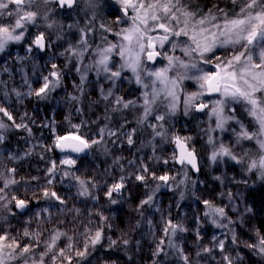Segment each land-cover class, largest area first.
<instances>
[{"label": "rangeland", "instance_id": "rangeland-1", "mask_svg": "<svg viewBox=\"0 0 264 264\" xmlns=\"http://www.w3.org/2000/svg\"><path fill=\"white\" fill-rule=\"evenodd\" d=\"M244 2L245 0H237V3L234 4L232 0H213L210 4L211 9L209 8V10L216 14L218 17L217 22L223 23L224 13H227L230 18L233 17L240 11V7ZM181 3L188 10L195 12L197 18L209 12V10L207 13L199 10L197 8V1L194 0H181ZM10 7L13 6L10 5ZM84 8V4L80 3L68 13L56 15L54 9L46 7L48 10V21H43L42 13L45 11V5L43 0H37V4L33 10L40 13V16L37 18L38 26L27 25L24 39L20 43H10L5 52L0 53V108H4L12 116V119L9 120L3 112H0V122H3L13 132L11 139L14 140L13 144L8 146L4 135L7 134V129L6 127L0 129V136L4 137L3 142H0V173H3L5 177L17 181V183L9 185L7 189L13 192L33 189L48 183L49 180L53 183L56 178L57 184L60 183V188H62L63 186L59 182V179L62 178V173L64 175L68 172L65 170L61 171L56 166L53 167L49 147L56 146L58 135L63 134L61 137L77 135L76 133L87 132V129L92 127L94 129L90 139L96 141L103 139L102 142L99 141V143L92 144L89 147L92 161L103 171V185L105 184L106 173L110 178V169L119 166L122 161L121 155L118 154L120 153V147L128 149L132 144L136 146L138 152L136 160L130 164L137 165L135 167L137 175L138 171L142 170L144 162L147 164L159 162L160 165L157 167L150 165L157 170L160 167H166L170 157L175 160L176 154L173 146L175 137L177 136L187 144L189 149H194L195 154L201 158L202 163L198 161V171L204 168L211 173H217V175L227 174L224 168L226 161L222 163L220 159H217L216 162H213L210 159L214 145L218 147L221 143L230 147L238 157L243 156L245 151H250L251 157L259 156L260 152L254 140H241L237 143L236 137L240 131V125L236 121L244 124L249 132L255 131L257 127L253 118L245 110V105L228 102L230 107L225 108V114L234 116L235 120H230L225 125V131L216 128V119L210 112L212 103L216 99L221 98L218 94H205L197 101V103L201 101L207 102L209 108H205L200 112L195 108H189L187 114H185L184 100L186 94L199 90L198 85L192 80H184L181 87L178 88L177 95L179 99L176 101L174 114L167 106L171 98L165 99L163 94H161L156 103L150 105L151 112L144 119L145 105L143 93L145 91L149 92V100H151V81L155 78L148 76L147 72L141 73L144 82L150 85L149 88L145 89L136 83L135 76L130 70L121 72L120 78L113 83L112 79L107 78L109 74L101 72L98 75L95 67H93L95 61L99 59L98 49L106 48L109 43H120V38L116 33H119L124 27H129L131 21L124 16L121 6L116 3V0H99V7L86 11ZM221 9L223 12L220 11ZM49 10H51L50 14ZM93 12H95V19H92ZM128 14L129 16L134 15L131 9H128ZM118 18L120 22H117ZM10 19V17L0 18V23L6 24ZM53 20L56 23L53 24L52 28H48L47 23ZM69 24L75 26L69 28ZM102 24L110 30L105 31V28L101 27ZM79 29H84L87 33L85 38L87 39L88 47L86 49L80 43L81 33ZM29 30L38 32L37 35L43 32L45 37L50 41L51 48L46 57L45 55L44 57L41 56L43 53H40L34 45L33 48L35 50H32V52L27 51L29 46L27 42L33 38ZM160 34L162 33L159 30L149 33L152 36ZM186 39V37L180 38V40ZM189 43L191 42L189 41ZM69 49H72V51H69ZM80 50H84L82 57L73 54V52H79ZM156 50L167 52L169 55L177 56L184 60L188 59L179 48L173 52L167 43L163 49H160L157 45ZM148 51H151V49H148ZM232 51L234 50L231 46L217 48L209 56L213 57V63H216L215 56L227 58L231 55ZM141 60L142 68L147 70H158L166 67L168 64L167 59L163 56H159V60H156L154 64L148 63L144 54L141 55ZM53 63L57 65L56 69L52 68ZM121 63L123 61L118 55V49H116L110 54L109 67L116 70ZM200 67L209 72L216 71L212 64H201ZM53 71L59 73V86L55 90L50 91L46 98L36 96L35 92L42 86L44 76H49L50 81L55 79L50 76V73ZM82 75L84 76L83 80L81 79ZM168 75L173 76L174 72H169ZM159 87L162 86L157 83V88ZM109 92L112 94L108 95ZM117 97L121 98L123 102L135 101V106L129 105L128 108H124L122 103H116ZM30 98L34 100L33 110L27 107V100ZM34 113L40 114L41 119L37 120ZM158 115L164 116V120H157L156 116ZM101 116L104 119L101 120ZM17 125H22V127H17ZM153 126H155V131L153 130ZM101 129L105 130L103 135H101ZM110 132L116 134L110 135ZM157 132L163 133V135H156ZM135 133V137L137 138L133 136ZM129 135L134 140V143L131 145L128 144ZM80 137L87 139V136ZM188 137L191 139H186ZM209 138L214 141V145L209 144ZM107 146L115 149L116 153H111ZM158 148L161 149L159 157L156 153ZM105 150H107V153L110 152V154L105 153ZM62 155L61 163L65 159H71L76 162L77 157H73L70 154ZM223 159L230 161V165L234 164L237 166L238 171L242 175L243 183L246 185V179L250 178V174L253 175L254 173V171L248 173L244 170L250 157H244L245 163L243 165L237 164L227 157ZM71 165L74 167L75 163ZM11 169H15V171L12 172L10 171ZM19 169L27 175H17ZM118 169L121 170V168ZM126 169L124 168V170ZM175 169V174L174 172H165L163 175H160H167L170 178L167 183L152 176L143 181L138 180L139 183L144 185L143 201L150 195L152 196V200L148 204H142V217L150 214L148 207L157 204L155 196L162 189L173 195V207L175 209L182 204L180 189L176 180L177 172L181 169H192L186 165H175ZM122 173L125 175V172ZM122 173L119 171V175L123 177ZM257 179H261L259 174L257 175ZM217 180L219 181V179ZM263 181L264 179L260 180V182ZM112 183V180H110L109 187H112ZM106 196L112 201H118L122 205V199L120 198L122 195L118 197L112 192L111 197L108 196V193ZM48 198L49 201L45 202L44 207L40 208L35 215L29 214V209L28 216H23L21 221L29 223L32 230H40V224L46 222L47 225L49 219L59 220L61 218L63 205L61 203L57 204L58 202L55 197L49 196ZM222 203L229 207L227 198H224ZM4 204H7V207H3ZM13 204L8 201H0V214L5 217L9 213V210H11L12 213H15L13 216H18ZM54 206H61L59 213L55 214L50 211ZM109 206L111 209L117 208L115 203H111ZM159 211L162 212V210H157L153 215L151 213L150 219H154V229L151 227L150 222L145 224L144 227L139 229L138 234L140 237H148L152 235L154 230L155 233L165 230L167 221L164 220L166 224L161 223L164 214ZM51 213L53 215L50 217ZM72 215V212L68 215L62 214L61 220L64 218L70 219ZM70 220L73 222L80 220L84 224H90L91 215L86 211ZM142 223L143 221L140 219V225ZM103 224L104 221L99 222V230L103 229ZM173 224L178 225V221L174 220ZM239 228L240 226L238 225ZM0 231H3L1 227ZM214 236L218 240L224 241L223 232L215 231L210 234L212 238L211 252L213 254L211 260L213 256L218 257V254L221 253L219 248L213 243ZM249 253L253 254L257 252L249 249Z\"/></svg>", "mask_w": 264, "mask_h": 264}, {"label": "snow or ice", "instance_id": "snow-or-ice-1", "mask_svg": "<svg viewBox=\"0 0 264 264\" xmlns=\"http://www.w3.org/2000/svg\"><path fill=\"white\" fill-rule=\"evenodd\" d=\"M232 2L235 4L237 0H232ZM43 3L45 5L57 3L61 9H75L80 3H83L85 11L99 7V0H43ZM116 3L120 4L121 11L131 21V25L122 28L119 33H116L120 38V43H109L106 48L98 49L99 59L93 65L97 74L99 75L101 72L109 74L107 78L112 79L113 83H115L120 78L121 72L130 70L135 76L136 83L145 89L149 88L150 85L144 82L141 73L147 72L148 76L154 77L155 79L151 81V100H149V92L145 91L143 93L145 105L144 119L151 112L150 105L155 104L161 94H163L165 99L171 98L167 106L174 114L176 101L179 99L177 89L180 88L184 80L194 81L199 89L197 92L186 94L184 100L185 114H187L189 108H195L197 111L209 108L207 102L201 101L197 103L200 97L205 94L211 95L216 93L221 97L216 99L210 108L211 115L216 119V128L221 131L226 130L225 125L230 120H235L234 116L225 114V108L230 107L228 102L245 105V110L253 118L257 127L255 131L249 132L244 124L236 121L240 125V131L236 137L237 143L241 140H254L260 152L259 156L251 157L250 151H245L243 156L238 157L230 147L223 143L216 147L214 141L209 138V144L214 145L210 159L216 162L218 158L227 157L237 164L243 165L245 163L244 157H250L244 170L248 173L256 171L260 178L264 179V0H245L240 7V11L233 17L230 18L227 13H224L223 23L217 22L218 17L211 10H209L208 14L197 18V14L182 5L181 0H116ZM36 4L37 0H0V18H11L6 24L0 23V53L5 52L10 43H20L24 39L27 25H37V18L40 16V13L33 10ZM10 5L13 7H10ZM128 9H131L134 15L129 16ZM220 11L223 12L222 9ZM43 19L47 21L48 14H45ZM92 19H95V12L92 13ZM117 22H120L119 18ZM55 23L56 21L53 20L47 23V27L52 28ZM74 26L72 24L68 25L69 28H73ZM101 27L105 28L103 24ZM109 30L105 28V31ZM157 30L162 34L157 36L149 35V33L156 32ZM79 31L81 33L80 43L86 49L88 47V42L85 38L87 33L84 29H79ZM181 37H186L187 39L180 40ZM166 43L169 44L173 52L179 48L188 59L184 60L180 57L169 55L167 52L156 50L157 45L160 49H163ZM32 45L43 51L46 47H50V42L46 41L45 34L40 32L28 46V52H32ZM229 46L234 50L231 55L227 58L215 56L214 59L217 62L213 63V57H210L209 54L214 53L217 48H227ZM116 49H118V55L123 63L120 64L118 69L113 70L109 67V61L110 54ZM148 49H151V51H148ZM69 51H72V49H69ZM73 54L82 57L84 50L73 52ZM142 54L146 55L148 60H154L156 56H163L167 59L168 64L166 67L158 70H147L142 68ZM201 64H212L216 71H206L200 67ZM52 68L56 69L57 65L53 63ZM169 72H174V75L169 76ZM50 76L55 79L50 81L49 76H44L42 86L35 92L36 96L46 98L50 91L55 90L59 86V73L53 71L50 73ZM81 79H84L83 75ZM157 83L162 87L157 88ZM258 93L261 95H257ZM111 94V92L108 93V95ZM116 103H122L124 108H128L129 105L135 106L136 102L131 100L123 102L121 98L117 97ZM0 112H3L9 120L12 119V116L4 108H0ZM156 119L162 121L164 120V116L158 115ZM5 127L6 125L0 122V129ZM17 127H22V125H17ZM153 130L155 131V126H153ZM104 131V129L100 130L101 135H103ZM109 134L115 135L116 133L110 132ZM156 135L162 136L163 133L157 132ZM3 139L4 137L0 136V142H3ZM186 139L191 138L188 137ZM68 140L73 141V143H64V141ZM175 142L180 149L178 162L181 164L187 163L196 169L195 150L188 149L178 136L175 137ZM96 143H99V141L92 140L89 142L83 137L70 135L57 137L56 147L61 151L71 149V151L79 153ZM132 143L133 140L131 135H129L128 144L131 145ZM62 163L71 165L75 161L65 159ZM10 171L14 172L15 169H11ZM153 178L165 183L170 179L167 175ZM136 179L143 181L144 177L141 175L137 176ZM0 180L3 181V187H0V201H7L8 197L2 193L4 189L8 188L11 184L17 183V181L5 177L3 173H0ZM123 180L124 177H121V182L112 185L108 192L109 197H111L112 192H119L124 187ZM51 182V180L48 181V183ZM180 183H183V181ZM80 184L82 188L80 194H87L84 182L80 181ZM44 196H51L60 200V197L54 191L51 193L45 191ZM11 200L15 201V207L21 211L27 207V202L23 199L12 196ZM151 200L152 196L150 195L146 200L142 201V204H148ZM60 202L63 203V200H60ZM112 203H116V201L113 200ZM204 204L206 207L212 209L211 214L214 216L227 219L223 207H215L209 201H204ZM3 207H7V204H4ZM248 211H251V209H248ZM12 214L15 215V213ZM208 215L210 213L205 212V216ZM212 222L217 227H227L228 224L232 223L231 220H228V224L221 225L215 219ZM169 228L173 236L177 231H186L183 226L169 222L168 227L165 228L166 236L169 234ZM23 235L29 237L30 233L25 230ZM60 235L61 233H56L52 237L51 242L46 245L45 252L41 253L39 260H37L31 255H25L34 252L31 244L21 247L15 238L10 240L6 233L0 234V264H10L11 261L21 257L24 258L23 264H44V256L55 248L56 240ZM197 235L199 236V233ZM255 235L256 241L254 243L245 242V246L264 256V235H261L258 230ZM101 238L102 231L97 230L94 236L86 239L84 250H78L76 255L82 259L86 258L89 254V240L91 245L95 247V245L101 242ZM232 242L234 244L237 243V237L234 232ZM38 243L39 241L37 240ZM111 243L114 245L115 241H111ZM127 243L125 241V244ZM163 243L161 241V244ZM213 243L219 248L221 253H224V241L218 240L214 236ZM169 246L175 247L171 241L169 242ZM71 247L69 245V248ZM203 251L210 253L212 249L206 247ZM197 254L199 255L200 253ZM58 256L63 257L68 261V264H71V257L66 256L63 250L58 252ZM181 256L185 264H189L187 255H184L182 251ZM56 259L57 255H53V264H55ZM223 261L226 264H233L232 258L227 254L223 255Z\"/></svg>", "mask_w": 264, "mask_h": 264}, {"label": "trees", "instance_id": "trees-1", "mask_svg": "<svg viewBox=\"0 0 264 264\" xmlns=\"http://www.w3.org/2000/svg\"><path fill=\"white\" fill-rule=\"evenodd\" d=\"M194 1H197V8L205 13L208 12L210 4L213 2V0ZM27 107L30 110L34 109V100L32 98L27 100ZM34 114L37 120L41 119L40 114ZM102 119L104 118L101 116ZM136 126L139 127L138 125ZM6 129L5 140L6 144L10 146L14 142L11 139L13 132L8 129V126ZM93 129L94 127L87 129V132L79 131L80 133L76 134L87 136L86 140L91 142L94 140L90 139ZM135 130L137 129L135 128ZM61 136L63 134L58 135V137ZM133 136L135 137L136 133ZM102 140L99 139L101 142ZM132 145L128 149L120 147V153H117L121 155L122 161L117 167L121 168V170L117 167L110 169V167L111 177L109 178L106 173L104 185L103 171L92 161L90 148L86 155L77 157L75 166L72 167V165L61 163L63 155L57 151L56 146L49 147L53 165L61 169V171L65 170L68 172L64 175L62 173V178L59 179L63 187L60 188V183L57 184L56 178L53 183H46L33 189L16 192L7 188L4 189L2 194L8 197V202L15 204V201L11 200V197L15 196L18 199L25 200L28 209L22 216L18 214V216H13L11 211L5 217L0 214V227L3 230L0 231V234L6 233L10 240L15 238L21 247L31 244L34 252L25 255H31L39 260L40 254L45 252L46 245L51 242L52 237L56 233H61L56 240L55 248L44 256V264H53V255H57L55 264H68L67 260L58 256L60 250H63L66 256L71 257V264H185L181 251L184 255H187L189 264H226L223 261L224 254L232 258L233 264H264V256L257 253L250 254L249 248L245 246V242L254 243L256 241L255 233L257 230L261 235H264V181L260 182L261 179H257L258 173L256 171H254L253 175L250 174V178L246 179V185H244L242 175L238 171L237 166L234 164L230 165L231 162L223 158L218 159L222 163L226 161L224 168L227 174L217 175V173H211L204 168H201L197 173L192 170L181 169L177 172L176 180L180 195L182 194V204L175 209L173 207V195L162 189L155 196L157 204L148 207L150 214L142 217L144 185L139 183L136 177L142 175L144 179H148L151 176L163 175L165 172H174L175 174L176 163L170 157L166 167H160V169L156 170L155 167L160 165L159 162L149 164L144 162L142 170L138 171L137 175V169L135 168L137 165L134 166L130 163L136 160L138 149L135 145L133 147ZM107 148L110 149L111 153H116L115 149H111L108 146ZM110 152L107 153V150H105L107 154H110ZM156 153L159 157L161 149L158 148ZM195 156L197 162H201L199 155L195 154ZM124 168L127 169L124 170ZM119 171L121 173L125 172V175L122 173L124 187L119 192L114 191V193L118 197L122 195L120 197L122 205L116 201L115 205L117 208L111 209L109 204L112 203V200L107 198L106 195L111 188L109 187L110 180L113 182L112 185L115 182H121L122 176L119 175ZM17 175L24 176L27 174L19 169ZM217 177H219V181ZM80 181H83L84 187L87 188V194L85 195L80 194L82 191ZM181 181L183 183H180ZM2 186L3 181L0 180V187ZM45 191L49 193L54 191L60 197V200H63V203H61L60 200L55 198L58 202L57 204L61 203L63 205L61 218L59 220L49 219L47 225L46 222L40 224V230H32L29 223L27 224V222L21 220L23 216H28L29 209V214L35 215L40 208L44 207L45 202L49 201V198L47 199L44 196ZM224 198H227L229 207L223 205ZM204 201H209L215 207H223L227 219L211 214L212 209L206 207ZM60 207L54 206L50 211L57 214L60 212ZM31 209L33 210L31 211ZM248 209H251V211H248ZM157 210H162V212H159L164 214L161 223L166 224L165 221H167L166 225L168 227L169 222L173 224V221L177 220L178 225L183 226L186 231H177L173 236L169 228L167 236L165 235V230H160L156 233L154 230L152 235L145 238L140 237L138 234L139 229L144 227L145 224L150 222L151 227L154 229V219H150V217L151 213L153 215ZM86 211L91 215L90 224H84L80 220L74 222L70 220ZM70 212L73 214L70 219L64 218L61 220L62 214L68 215ZM205 212H209L210 215L205 216ZM52 213L50 217L53 215ZM140 219L143 221L141 225ZM213 219L217 220L221 225L228 224V220H231L232 223L228 224L227 227H217L212 222ZM103 221L101 242L93 247L89 240V254L87 257L82 259L77 256L76 252L84 250L86 239L94 236L95 232L99 230V222ZM238 225L240 226L239 229ZM25 230L30 233L29 237L23 235ZM215 231L224 233L225 251L218 254V257L213 256L211 260L212 252L206 253L203 249L212 247L210 234ZM233 232L237 237L236 244L232 242ZM198 233L199 236L197 235ZM37 240L39 241L38 244ZM111 241H115V244L113 245ZM125 241L128 243L125 244ZM161 241L164 243L161 244ZM170 241L175 247L169 246ZM69 245L72 247L69 248ZM197 253L200 254L198 255ZM23 259V257L18 258L11 261L10 264H23Z\"/></svg>", "mask_w": 264, "mask_h": 264}, {"label": "water", "instance_id": "water-1", "mask_svg": "<svg viewBox=\"0 0 264 264\" xmlns=\"http://www.w3.org/2000/svg\"><path fill=\"white\" fill-rule=\"evenodd\" d=\"M34 47H35V46H34ZM38 50H39V49H38ZM39 52L42 53V52H44V50H43V51L39 50ZM156 60H159V56H156V57L154 58V60H148V58H147V56H146V61H147L148 63L154 64ZM213 94H216V93H213ZM199 112H200V111H199ZM66 136H68V135H66ZM64 137H65V136H64ZM181 141H182V140H181ZM182 142H183V141H182ZM64 143H73V141L68 140V141H64ZM183 143H184L185 146L189 149V147L187 146V144H186L185 142H183ZM173 148H174V151H175V153H176V159H175V163H176V165H178V166L186 165V166H188L189 168H191L194 172H197V171H198V170H197V169H198L197 158H196V163H197V168H196V169L192 168V166L189 165V164H187V163L181 164V163L178 162L179 157H180V149L178 148L176 142H174V146H173ZM56 149H57V151H58L59 153H61V154H70V155L73 156V157H79V156H82V155H86L87 152H88V150H89V148H87V149H85L83 152H79V153H77V152H73V151H71V149H66V150H64V151H61V150H60L59 148H57V147H56ZM195 157H196V156H195ZM27 209H28V205H27V207H26L23 211H21V210L17 209V208L15 207V204H14V210H15L16 214H18L19 216L24 215V214L27 212Z\"/></svg>", "mask_w": 264, "mask_h": 264}, {"label": "flooded vegetation", "instance_id": "flooded-vegetation-1", "mask_svg": "<svg viewBox=\"0 0 264 264\" xmlns=\"http://www.w3.org/2000/svg\"><path fill=\"white\" fill-rule=\"evenodd\" d=\"M44 5H45V4H44ZM46 7L49 8V9H54V13H55L56 15H62V14H64V13H68L69 11L73 10V9H67V8L61 9V8L58 6L57 3H50V4L45 5V11L42 13V19H43V16H44L45 14H48V10L46 9ZM43 21H45V20L43 19ZM47 21H48V20H47ZM29 32L32 34V37H33V38H32L30 41L27 42L28 45L31 44L32 40L35 38V36H36L37 33H38V32H34L33 30H29ZM45 38H46V37H45ZM46 41L50 42L47 38H46ZM32 48H33V45H32ZM50 48H51V44H50V47H46V48H45V50H44V52H42L43 54H42L41 56L44 57V55H45V57H46V56L49 54ZM33 50H35V49L33 48ZM145 59H146V55H145ZM180 87H181V86H180Z\"/></svg>", "mask_w": 264, "mask_h": 264}, {"label": "bare ground", "instance_id": "bare-ground-1", "mask_svg": "<svg viewBox=\"0 0 264 264\" xmlns=\"http://www.w3.org/2000/svg\"><path fill=\"white\" fill-rule=\"evenodd\" d=\"M174 149V148H173ZM175 152V151H174ZM176 154V153H175ZM178 166V165H177Z\"/></svg>", "mask_w": 264, "mask_h": 264}]
</instances>
